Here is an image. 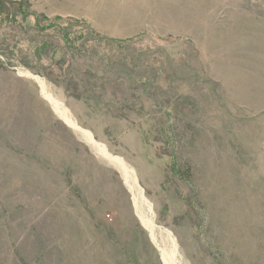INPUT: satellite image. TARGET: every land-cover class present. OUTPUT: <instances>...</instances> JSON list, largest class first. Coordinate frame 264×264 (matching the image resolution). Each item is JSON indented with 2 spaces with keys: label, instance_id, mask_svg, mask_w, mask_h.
<instances>
[{
  "label": "rangeland",
  "instance_id": "obj_1",
  "mask_svg": "<svg viewBox=\"0 0 264 264\" xmlns=\"http://www.w3.org/2000/svg\"><path fill=\"white\" fill-rule=\"evenodd\" d=\"M24 1L124 47L58 68L59 33L0 13V264H165L120 170L24 72L134 169L180 264H264V0Z\"/></svg>",
  "mask_w": 264,
  "mask_h": 264
},
{
  "label": "trees",
  "instance_id": "obj_2",
  "mask_svg": "<svg viewBox=\"0 0 264 264\" xmlns=\"http://www.w3.org/2000/svg\"><path fill=\"white\" fill-rule=\"evenodd\" d=\"M26 1L19 0L18 2H11L8 0H0V13L4 14L5 19H11L13 23L16 24H25L28 27H31L33 30H37L35 32L36 36L42 35V33L48 34L52 32H47L49 30L56 31L59 33V37L62 39L63 45L66 48H63V46H59V50L62 52L61 57L57 60L56 66L59 68L61 65L58 63L64 58V61L67 62V66L74 65V63L81 57H84L85 55L89 54V50L86 48L87 40H94V41H106V43L110 42L111 44H114L115 50L117 52V47H119L121 50L123 49L124 42H121L116 39H111L107 37H100L97 32L94 31L92 28L89 27V25L84 20L74 19V20H66L63 19L62 16H55L54 18H49L43 14H37L35 12L29 11L27 9ZM9 5V7L5 6ZM16 5V6H15ZM19 15V17H18ZM30 18H33L32 22H29L28 20ZM20 21L21 23L17 22ZM46 32V33H45ZM14 40L12 41V48L13 50L19 41L18 39L13 36ZM22 39V37H21ZM28 44V49L31 52V54L35 55L36 51L40 48H44L46 50L49 49L50 46H47L48 43L44 42L43 44H38L37 40L31 38L26 39ZM81 41V42H80ZM80 42V43H79ZM10 44H0V49H4L3 51L7 53L9 50L7 46ZM37 59H33L28 63V66H32V64L37 63ZM115 61V60H114ZM27 66V65H26ZM64 72H61L62 74H65L68 76V73L64 67ZM72 80L70 77V84ZM75 94V92L73 93ZM79 97V96H77Z\"/></svg>",
  "mask_w": 264,
  "mask_h": 264
},
{
  "label": "bare ground",
  "instance_id": "obj_3",
  "mask_svg": "<svg viewBox=\"0 0 264 264\" xmlns=\"http://www.w3.org/2000/svg\"><path fill=\"white\" fill-rule=\"evenodd\" d=\"M22 74L35 79L39 83L43 97L51 104L53 110L60 119L71 126L103 159L120 170L129 191L132 193L133 204L138 218L150 232L153 240L157 241L158 236L161 238V242L159 243V246H157L161 251L164 263L180 264L178 258L181 257L180 249L178 248L179 246L171 231L162 229L156 224L152 205L147 199L142 187L139 185L138 179L133 171L134 169L132 170L131 166H129L123 158L114 156L108 152L107 147L104 144L96 141L89 131L80 127L70 115L65 104L51 91V89H49L50 87H48V84L41 77L34 75L31 72H24ZM166 242H169L170 244V247L167 246L170 248V251L165 247Z\"/></svg>",
  "mask_w": 264,
  "mask_h": 264
}]
</instances>
